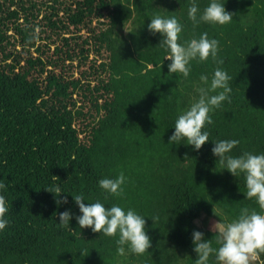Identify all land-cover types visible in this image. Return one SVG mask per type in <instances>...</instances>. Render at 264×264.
<instances>
[{
    "label": "trees",
    "instance_id": "trees-1",
    "mask_svg": "<svg viewBox=\"0 0 264 264\" xmlns=\"http://www.w3.org/2000/svg\"><path fill=\"white\" fill-rule=\"evenodd\" d=\"M196 3L202 12L208 0ZM190 5L0 1V179L10 221L0 233V264H194V231L215 246L219 219L245 206L259 210L245 199L243 177L221 168L211 142L199 151L168 142L178 114L205 86L201 75L210 83L221 67L233 91L212 113L210 141L239 140L233 155L264 152V0H226L233 21L225 26L194 25ZM157 14L178 18L182 42L204 32L217 39L223 64L193 61L187 79L169 74L162 37L147 29ZM121 171L122 198L105 200L98 181ZM55 185L65 191L59 198L44 190ZM81 191L85 203L120 204L145 216L149 251L118 255V237L80 229L69 194ZM64 211L73 214L70 227L59 224ZM255 263L264 264V254Z\"/></svg>",
    "mask_w": 264,
    "mask_h": 264
},
{
    "label": "clouds",
    "instance_id": "clouds-1",
    "mask_svg": "<svg viewBox=\"0 0 264 264\" xmlns=\"http://www.w3.org/2000/svg\"><path fill=\"white\" fill-rule=\"evenodd\" d=\"M225 3L226 0H208L207 6L201 12L196 0H191L187 11L188 18L194 25L201 22L218 26L230 24L233 14L226 10ZM148 20V31L152 34L158 33L162 37L159 47L166 52L164 59L171 61L168 65L169 74H180L187 79L191 74L193 61L203 62L211 59L214 63L223 64L222 60H218L219 41L210 39L207 32L202 33L198 39L192 38L182 42L184 25L175 15L157 14ZM31 42L29 40L27 43ZM200 81L205 86L196 89L198 99L194 98L190 106L178 114L168 145L184 144L182 142L186 141V145L199 151L202 146L211 142L212 154L221 168L235 178L243 177L247 190L245 199L254 200L259 210L245 206L240 208L234 218L219 219L214 225L215 246L212 239H206L203 233L194 231L192 243L197 257L194 264H250L264 254V152L257 154L244 151L240 155H233L239 140L210 141L208 127L214 123L212 113L225 102H231L232 77L226 70L216 67L210 83L207 75H201ZM126 182L127 178L121 171L115 178L100 179L98 185L105 194L104 199L108 200L109 197L122 198ZM7 190V185L0 179V233L4 232L10 223L9 202L3 194ZM44 190L54 194L56 198L65 193L59 185ZM69 195L79 208L80 215L75 216V220L80 229L90 228L93 233H100L101 236L118 237V255H124L126 248L135 255H143L149 251L152 242L146 229L145 216L120 204L106 206L100 200L85 203L88 197L83 191ZM60 202L57 200V203ZM63 203H67V200ZM72 219L71 211L59 214L61 226L70 227Z\"/></svg>",
    "mask_w": 264,
    "mask_h": 264
},
{
    "label": "rangeland",
    "instance_id": "rangeland-1",
    "mask_svg": "<svg viewBox=\"0 0 264 264\" xmlns=\"http://www.w3.org/2000/svg\"><path fill=\"white\" fill-rule=\"evenodd\" d=\"M1 2H3L4 0H0ZM7 5L9 6V2H7ZM197 224L199 225V226H203V223H202V221L200 220V221H197ZM253 261H255V260H253ZM255 264H257V263H255Z\"/></svg>",
    "mask_w": 264,
    "mask_h": 264
}]
</instances>
